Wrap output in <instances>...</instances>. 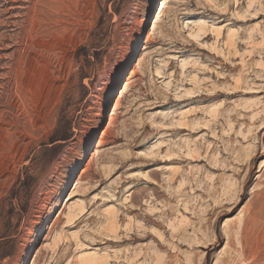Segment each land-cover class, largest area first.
I'll return each mask as SVG.
<instances>
[{"label": "rangeland", "instance_id": "1", "mask_svg": "<svg viewBox=\"0 0 264 264\" xmlns=\"http://www.w3.org/2000/svg\"><path fill=\"white\" fill-rule=\"evenodd\" d=\"M22 262L264 264V0H0Z\"/></svg>", "mask_w": 264, "mask_h": 264}, {"label": "bare ground", "instance_id": "2", "mask_svg": "<svg viewBox=\"0 0 264 264\" xmlns=\"http://www.w3.org/2000/svg\"><path fill=\"white\" fill-rule=\"evenodd\" d=\"M150 10V9H149ZM145 22V21H144ZM199 23H201V21L199 22ZM137 44V39L135 40V42H134V46ZM135 50V47H133L132 48V50H131V52L128 54V56H127V61L130 59V55L132 54V52ZM125 67V66H124ZM124 67H122L121 68V70H123V68ZM114 108H113V111L114 110H116V109H118L117 108V104L115 105V106H113ZM105 119V115H104V112H103V110H102V112H101V120H104ZM52 211H53V208H51L49 211H48V213H47V215H46V217H45V219L44 220H46V218H48L49 216H50V214L52 213ZM251 219L254 221V219H253V216H251ZM253 223V222H252ZM249 224H250V222H249ZM34 236H35V234H34ZM33 236V237H34ZM32 240L33 239H31L30 240V242H32ZM21 264H24L23 262L21 263Z\"/></svg>", "mask_w": 264, "mask_h": 264}]
</instances>
